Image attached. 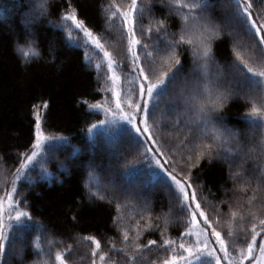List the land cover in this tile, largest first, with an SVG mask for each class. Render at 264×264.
Listing matches in <instances>:
<instances>
[{"label": "trees", "instance_id": "16d2710c", "mask_svg": "<svg viewBox=\"0 0 264 264\" xmlns=\"http://www.w3.org/2000/svg\"><path fill=\"white\" fill-rule=\"evenodd\" d=\"M42 2L44 0H39V4ZM113 2L125 8L130 0H46L44 14L39 9L28 19L30 25L26 21L24 26L22 21L31 10L33 0H0V196L10 190L20 154L28 152L34 141V106L40 108L47 102L48 107L43 108L41 116L43 131L49 136L67 137L69 141L57 143L49 152L45 161L46 175L37 167L17 182L14 198L21 201V208L31 213L33 222L6 245L0 264H43L45 260H53L56 251L69 245L72 246L70 264H90L92 245L84 242L85 236L100 240L102 250L109 253L114 264H127L124 253L111 251L112 243L117 249L124 247L122 230L127 229L132 237L138 229L141 244L160 241L162 232L165 237L177 239L186 230L185 214L163 182V174L159 169L150 168L144 160L143 141L137 143L132 138L135 134L129 131L130 125L120 121L98 128L91 135L87 132L93 123L106 119L103 108L115 111L119 102L131 115L129 99L133 104L139 102L137 74L126 58V41L121 40L119 20L108 19L114 10L110 8ZM139 2L145 11L143 17H138V36L161 19L168 26V35L161 37L159 43L155 33L151 40L146 35L142 37L150 45L149 50L163 47L164 41L179 34L182 23L171 10L169 0ZM208 3L211 6L202 15L220 25L221 31L218 38L210 39L212 59L207 69L200 67L201 62L195 61L190 49L180 48L183 67L167 85V91L160 96L149 117V122L158 128V137L176 153L174 158L181 164V156L194 153L201 141L212 142L210 134L205 136L204 130L198 129L197 114L186 104L193 87L199 88L201 103L225 94L229 85L236 92V82L241 77L234 67L238 61L233 47L246 59L251 56L250 62L261 56L259 48L252 47L254 37L238 24H229L231 0H208ZM253 3L254 11L264 14V0H253ZM69 4L105 48L118 61L129 64L116 70L119 76L116 97L103 53L92 45L85 46L82 34L73 41L67 40L59 28L60 16ZM27 41H34L39 51V56L29 63L23 62L17 52V45ZM142 63L148 70V62L142 58ZM96 64L101 65L99 70ZM152 67L159 71V58ZM205 85L208 93H205ZM90 104H101L103 108L91 110ZM249 110L250 105L245 100L233 95L220 112L211 114L221 130L230 129L238 136L228 143L217 144L220 155L211 163L204 159L191 169L197 198L210 218L220 219L216 228L229 242L230 252L244 241L238 219L233 225L234 236L227 235L231 212L244 214L243 223L247 228L253 222L248 215L250 211L264 218V179L260 178L264 149L259 143L264 133L253 129L243 119ZM218 116L224 117L222 126L217 121ZM178 120L180 125L176 128ZM189 130L191 135H188ZM226 149H231L236 164L223 156ZM97 190L105 196L104 200L91 195ZM117 203L121 205L119 213ZM118 216L119 223H116ZM37 236L42 252L34 246ZM49 240L53 241L51 246ZM145 255L148 260L161 258L157 250Z\"/></svg>", "mask_w": 264, "mask_h": 264}, {"label": "snow or ice", "instance_id": "6c2138e0", "mask_svg": "<svg viewBox=\"0 0 264 264\" xmlns=\"http://www.w3.org/2000/svg\"><path fill=\"white\" fill-rule=\"evenodd\" d=\"M169 3L171 10L180 17L182 28L178 35L173 34L170 39L164 41L163 47H156L152 50H149L150 45L145 43L142 37L146 35V38L151 40L155 33L159 43L161 37L168 35V26L164 19L159 20L155 26L149 25L138 36V17H143L145 11L139 0H130L125 8H121L115 2L110 6L114 10L111 11L108 19L109 21L119 20L122 30L121 40L126 41V58L130 60L132 71L137 74L139 102L133 104L129 99L128 108L132 109V115L126 113L119 102L116 103L115 111L111 108H103L101 104L88 105L91 110L103 108L106 119L93 123L87 132L91 135L98 128L118 124L121 120L126 121L131 126L129 131L135 134L132 138L137 143L143 141L141 146L144 151L141 155L147 161L148 166L159 169L165 177L163 182L173 193L181 212L186 216V230L177 239L165 237L162 232L160 241L149 240L147 244H141L138 242L140 239L138 229L135 236L132 237H130L129 231L124 229L122 230L124 247L117 249L112 243L111 251L124 253L127 257V264H141V262L144 264H223L225 261L227 264H245V262L247 264H264V218L258 217L250 211L248 215L253 222L251 227L247 228L243 223L246 219L245 215L232 211L227 235L234 236L233 225L238 219L241 221L239 231L244 233V241L242 245L236 247L234 252H230L229 242L216 228V225L221 222L220 219L218 217L210 218L197 198V188L194 187L191 172L192 168L199 166L201 160L207 159L211 163L214 158L220 155L217 144L228 143L238 136L230 129L221 130L211 115L220 112L226 101L233 95H239L250 105V110L243 119L253 129L264 133V22H261L264 20V14L254 11L253 0H231L232 11L229 15V24L236 23L247 30L254 37L253 49L259 48L261 56L254 62H250L253 59L251 56L246 59L236 46L233 47L236 61H238L234 67L241 77L236 82L238 89L236 92H233L232 86L229 85L225 94L211 102L201 103L199 102V88L193 87L186 104L197 114L198 129H203L205 136L210 134L212 142L201 141L196 146L194 153L181 156L183 161L181 164L174 158L176 153L158 137V128L149 122V117L151 112L156 109L160 96L167 91V85L176 79L183 67L179 49L185 46L190 49L195 61L201 62L200 67L206 70L208 62L212 59L210 39L214 36L218 38L221 28L220 25L213 24L209 18L202 15L211 6L208 0H169ZM38 7L41 14H44L46 0ZM59 28L64 32L67 40L73 41L79 37V34H82L85 46L92 45L100 53H103L107 72L110 73L108 79L113 83L119 79L116 74L117 68L129 66V64L118 61L112 52L105 48L101 39L87 28L83 20L78 18V12L71 4L60 16ZM17 52L25 63H29L39 56L34 41H27L24 45L18 44ZM85 57L87 58V53H85ZM142 58L150 65L148 70L142 63ZM157 58L160 62L159 71L152 67L156 65ZM95 66L98 70L101 67L100 64ZM208 92V86L205 85V93ZM113 94L116 95L115 92ZM85 103L87 102L85 101ZM38 107L34 106L35 132L31 149L20 154L19 166L12 173L11 188L6 190L3 196H0V260L6 254V245L15 240L21 229L30 227L33 222L31 213L26 208H21V201L14 198L17 194V182L36 167H39L41 173L46 175L45 161L49 152L57 143L67 144L69 142L67 137L45 134ZM42 107L47 109V102ZM138 116L141 119L137 120ZM217 121L222 126L224 117L218 116ZM179 125L180 121L178 120L174 127L178 128ZM188 135H191V130ZM259 143L264 149V136L261 137ZM226 151L231 152V149H226ZM260 178L264 179V169L260 171ZM91 195L100 200L105 199L99 190L92 192ZM111 202L110 200L109 203ZM249 203L251 204V201ZM116 207L119 213L121 205L117 203ZM119 219L118 216L115 222L119 223ZM210 237L214 238L215 245L218 247L212 246ZM185 238L189 239L185 240ZM83 240L92 245L90 264H114L109 259V253L102 250L100 240L94 236H85ZM48 244L51 246L53 241L49 240ZM34 246L37 250L43 251L39 236L36 237ZM153 250L159 251L161 258L148 260L145 253ZM71 252L72 246L69 245L63 250L56 251L54 259L45 260L43 264H70ZM219 253L223 255L221 256Z\"/></svg>", "mask_w": 264, "mask_h": 264}, {"label": "rangeland", "instance_id": "374dc122", "mask_svg": "<svg viewBox=\"0 0 264 264\" xmlns=\"http://www.w3.org/2000/svg\"><path fill=\"white\" fill-rule=\"evenodd\" d=\"M18 5V4H17ZM38 5H39V0H33V3L31 4V10L28 12V14L27 15H25V17H24V21H22V25L24 24V26L26 25V21H27V23L29 24V22H28V19L29 18H31L32 19V17H33V14L35 15V14H37L38 12H39V7H38ZM29 15V16H28ZM27 24V25H28ZM30 25V24H29ZM27 29V31H28V33H29V30H28V28H26ZM29 34H31V33H29ZM112 82V81H111ZM113 92H115L116 94L118 93V80L115 82V83H113L112 82V93ZM114 95V94H113ZM114 97H116V95H114ZM38 110H39V112L41 113V116H42V111H43V107H40V108H38ZM175 114V113H174ZM132 115V114H131ZM181 118H183V116L182 115H179ZM139 119H141V117H137V120H139ZM124 124H127L126 123V121H124V120H121ZM41 123H42V121H41ZM31 149V148H30ZM223 156L226 158H229V159H231V161H234V163L236 164V158H235V156L233 157V155L231 154V152H229V151H224L223 152ZM37 168V167H36ZM35 169V168H34ZM10 189V188H9ZM210 239H211V241H212V246H216V247H218V245H215V242H214V238H211L210 237ZM221 256L223 255L222 253H219ZM223 264H227V262L225 261V262H223ZM245 264H247V262H245Z\"/></svg>", "mask_w": 264, "mask_h": 264}]
</instances>
